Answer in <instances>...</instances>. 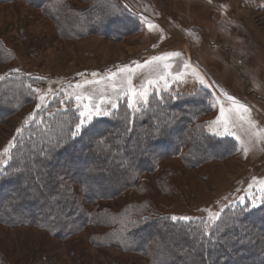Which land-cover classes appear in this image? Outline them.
Wrapping results in <instances>:
<instances>
[{
  "label": "trees",
  "instance_id": "obj_1",
  "mask_svg": "<svg viewBox=\"0 0 264 264\" xmlns=\"http://www.w3.org/2000/svg\"><path fill=\"white\" fill-rule=\"evenodd\" d=\"M15 2L40 11L63 40L97 36L119 42L142 28L140 17L118 0H0ZM47 44L36 40L26 47L39 50ZM15 59V49L0 36V66ZM42 83L14 72L0 79V128L35 103ZM211 99V90L195 82L173 87L137 112L121 103L77 138L70 132L78 111L51 100L22 127L0 168V227L36 228L59 240L93 227L91 246L115 248L146 264H264V198L257 208L237 205L224 211L216 244L200 242L205 220L174 222L158 201V194L170 193L169 177L183 171L162 167L165 160L179 159L192 170L237 153L234 139L206 128ZM129 191L134 195L116 208L102 205ZM56 263L37 252L27 264ZM0 264L14 263L1 256Z\"/></svg>",
  "mask_w": 264,
  "mask_h": 264
},
{
  "label": "rangeland",
  "instance_id": "obj_2",
  "mask_svg": "<svg viewBox=\"0 0 264 264\" xmlns=\"http://www.w3.org/2000/svg\"><path fill=\"white\" fill-rule=\"evenodd\" d=\"M118 1L142 22L138 34L119 42L97 36L63 40L55 24L40 11L22 2L0 4V36L16 51L12 65L0 66V77L14 72L43 80L35 103L0 128V168L11 157L17 129L34 120L55 98L62 109L68 103L79 113L83 108L78 105L91 103L112 113L121 103L128 106L132 88L137 93L146 91L147 103H138L140 110L151 97L195 82L212 92L213 112L203 119L207 130L234 139L238 151L192 170L184 169L179 159L165 160L162 167L183 171L169 177L170 193L158 194L159 203L172 216L205 221L210 213L222 215L233 206L259 207L264 198V0ZM36 40L48 44L28 51L26 43ZM170 52L181 55L137 67ZM125 67L134 71L121 72ZM178 74L180 79H176ZM40 95L45 100L37 109ZM78 95L91 100L78 101ZM110 102L117 108L112 109ZM5 148L8 153L3 152ZM133 195L129 191L102 205L116 208ZM95 232L88 227L59 240L36 228L0 227V257L27 264L40 252L48 253L56 264H146L115 248L91 246L89 239Z\"/></svg>",
  "mask_w": 264,
  "mask_h": 264
},
{
  "label": "snow or ice",
  "instance_id": "obj_3",
  "mask_svg": "<svg viewBox=\"0 0 264 264\" xmlns=\"http://www.w3.org/2000/svg\"><path fill=\"white\" fill-rule=\"evenodd\" d=\"M150 27H152V25H150ZM181 53L179 52H170L167 53L165 56H156V57H152L151 60L145 61L144 65H137V67H143L149 64H152L155 61H159L165 58H171V57H177L180 56ZM188 65H185V67H187ZM165 67H168L167 65H165ZM121 72H132L134 71V69L131 68H122L120 69ZM95 75V74H94ZM115 75V74H113ZM0 79H2V77H0ZM161 79H164V77L162 76ZM176 79H180V75L178 74L176 76ZM201 82L203 83V78L201 77ZM128 83L131 84V79L129 78ZM149 84H152L153 81H149ZM35 91H39V90H35ZM129 100H128V107L130 109H133L134 111H139L138 108V103H147V94L146 91H142L137 93L134 89L130 88L129 92ZM139 95L141 97L140 101H137L135 99V97ZM76 99L78 101H80L81 99H87V100H91V97H81V96H76ZM229 99H234L232 97H229ZM45 100V95H40L39 96V101L40 103L37 104V109L41 108L43 103ZM101 103H103V100L101 101ZM111 103V108L115 109L117 108V104L115 102H110ZM78 107H82L83 110L79 111L78 114V122L75 123L72 131L70 132V137L71 138H77V137H82L84 135L87 134V132L90 129V126H92V122L94 120V118L96 117H102V116H109L111 115V112L107 109H102L100 104H82V105H78ZM240 107H242L244 109L245 112H249L250 109H248L246 106L241 105ZM225 132H228L227 127H225L224 129ZM17 132L20 133L21 129H17ZM102 143V142H101ZM14 146V145H12ZM9 148H5L3 150L4 153H8ZM3 173H0V175H2ZM61 180H63V178H61ZM26 187V185H25ZM241 202L243 203V198H241ZM252 207H256L255 202H253ZM250 209L245 208L243 209V211L247 212ZM221 219V215L220 213H210L208 219L206 221L203 222V227H202V239H201V243L202 244H216L219 242L218 238L216 240H213V237L216 236L217 232L220 231V226L218 224V222ZM172 221H178V220H183V221H188L190 220V217L184 216V217H176V216H172L171 217Z\"/></svg>",
  "mask_w": 264,
  "mask_h": 264
}]
</instances>
